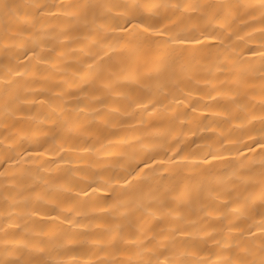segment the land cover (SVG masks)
<instances>
[{
	"label": "bare ground",
	"instance_id": "6f19581e",
	"mask_svg": "<svg viewBox=\"0 0 264 264\" xmlns=\"http://www.w3.org/2000/svg\"><path fill=\"white\" fill-rule=\"evenodd\" d=\"M0 264H264V0H0Z\"/></svg>",
	"mask_w": 264,
	"mask_h": 264
}]
</instances>
